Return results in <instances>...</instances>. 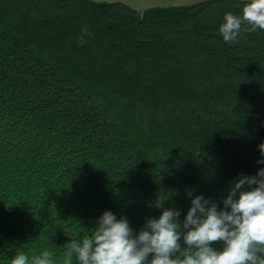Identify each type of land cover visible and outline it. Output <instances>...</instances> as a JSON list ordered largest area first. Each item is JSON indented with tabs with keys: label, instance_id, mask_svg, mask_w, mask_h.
Masks as SVG:
<instances>
[{
	"label": "trees",
	"instance_id": "1",
	"mask_svg": "<svg viewBox=\"0 0 264 264\" xmlns=\"http://www.w3.org/2000/svg\"><path fill=\"white\" fill-rule=\"evenodd\" d=\"M245 2L0 0V264H64L106 210L134 234L168 208L182 225L264 169V30L219 32Z\"/></svg>",
	"mask_w": 264,
	"mask_h": 264
},
{
	"label": "clouds",
	"instance_id": "2",
	"mask_svg": "<svg viewBox=\"0 0 264 264\" xmlns=\"http://www.w3.org/2000/svg\"><path fill=\"white\" fill-rule=\"evenodd\" d=\"M257 29L264 30V0H246L241 16L225 13L219 32L226 43H235L242 32ZM81 31L90 35L87 26ZM85 42L82 35L80 43ZM258 147L264 156V143ZM223 205L218 208L198 195L182 225L180 211L168 208L135 234L126 217L106 210L90 236L71 237L64 264H73V258L76 264H264V169L235 180ZM162 206L163 201L157 207ZM214 242L223 247H212ZM11 264H54L53 253L45 250L30 258L18 251Z\"/></svg>",
	"mask_w": 264,
	"mask_h": 264
},
{
	"label": "water",
	"instance_id": "3",
	"mask_svg": "<svg viewBox=\"0 0 264 264\" xmlns=\"http://www.w3.org/2000/svg\"><path fill=\"white\" fill-rule=\"evenodd\" d=\"M95 2H108L124 3L136 10H138L142 15L148 9L155 7H172V6H183V5H195L208 0H93ZM246 1V0H243Z\"/></svg>",
	"mask_w": 264,
	"mask_h": 264
}]
</instances>
